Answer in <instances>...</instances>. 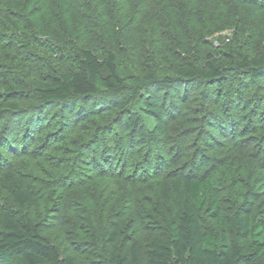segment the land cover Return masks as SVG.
<instances>
[{
	"label": "trees",
	"instance_id": "trees-1",
	"mask_svg": "<svg viewBox=\"0 0 264 264\" xmlns=\"http://www.w3.org/2000/svg\"><path fill=\"white\" fill-rule=\"evenodd\" d=\"M235 1L243 8L238 17L247 20L240 28L252 35V41L260 42L264 0L254 1L252 18L245 12L248 0ZM232 2L0 0V70L17 71L7 73L3 81L0 76V97H6L0 100V118L6 113L26 115L17 99L30 92L35 102L29 109L38 112L56 105L70 108L90 102L91 109L112 105L116 121H126L129 142L135 138L157 141L165 133V124L159 120L161 108H155V99L145 101L152 106L145 111L158 118L147 127L135 100L120 93L153 87L176 92L180 86L223 79L222 66L208 52L197 51L198 62V57L183 60L178 50L190 54L196 40L203 44L199 35H210L218 19L224 27L232 24ZM214 8L224 11L223 16L217 18ZM150 50L152 62L162 67L137 74L129 61L145 59ZM223 53L247 81L264 82V48L252 46L251 51L241 52L230 47ZM83 111L80 122L87 117V109ZM123 154L125 158L133 155ZM105 156L104 161H112ZM214 177L213 171L205 178L185 171L169 173L157 185L159 195L171 206L161 233L145 240L141 249L137 241L123 250L101 247L102 260L93 264H264V211L258 217L252 215L249 196L253 191H244L230 216L219 215ZM0 185L8 199L0 210V264H76L72 255L43 235L24 178L7 170ZM208 192L211 208L207 207ZM201 211L218 220L223 232L220 240L203 229ZM117 235L115 224L107 240L113 242Z\"/></svg>",
	"mask_w": 264,
	"mask_h": 264
},
{
	"label": "rangeland",
	"instance_id": "rangeland-1",
	"mask_svg": "<svg viewBox=\"0 0 264 264\" xmlns=\"http://www.w3.org/2000/svg\"><path fill=\"white\" fill-rule=\"evenodd\" d=\"M232 1V24L224 27L218 19L210 35H199L203 44L196 40L190 54L178 50L183 60H194L197 51L208 52L222 66L223 79L209 85L180 86L176 92L153 87L120 93L135 100L147 127L158 118L145 111L152 108L145 101L155 99V108H161L159 120L165 124L159 140L129 142L126 121H116L118 114L112 105L101 103L102 107L91 109L89 102L33 111L29 109L35 102L30 92L17 99L26 115L6 113L0 118V179L7 170L24 178L43 235L72 255L76 264L101 262V247L123 250L137 241L141 249L145 240L160 234L171 206L159 195L157 185L171 172L205 178L213 171L219 215L230 216L246 190L253 191L249 196L252 215L263 214L264 82L247 81L223 51L230 47L241 52L251 51L252 46L263 49L264 29L261 41H252V35L240 28L245 20L238 14L243 8ZM254 1L244 5L248 18L255 12ZM215 10L217 18L223 16L224 11ZM153 60L150 50L145 59L129 61L130 68L137 74L160 69L162 64ZM10 70H0L2 81L7 73L16 75L17 71ZM83 109L87 117L80 122ZM123 153L133 155L125 158ZM105 155L112 161H104ZM207 198L211 208L210 193ZM7 201L0 185V210ZM199 216L203 229L220 240L223 232L218 220L208 211ZM115 224L118 235L109 242L107 233Z\"/></svg>",
	"mask_w": 264,
	"mask_h": 264
}]
</instances>
